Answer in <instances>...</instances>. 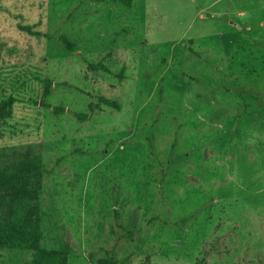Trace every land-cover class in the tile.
I'll return each mask as SVG.
<instances>
[{
  "label": "rangeland",
  "instance_id": "obj_1",
  "mask_svg": "<svg viewBox=\"0 0 264 264\" xmlns=\"http://www.w3.org/2000/svg\"><path fill=\"white\" fill-rule=\"evenodd\" d=\"M130 4L0 0V98H16L0 163L44 156L40 247L69 246L70 264H264V0Z\"/></svg>",
  "mask_w": 264,
  "mask_h": 264
},
{
  "label": "trees",
  "instance_id": "obj_2",
  "mask_svg": "<svg viewBox=\"0 0 264 264\" xmlns=\"http://www.w3.org/2000/svg\"><path fill=\"white\" fill-rule=\"evenodd\" d=\"M133 0H126L131 5ZM64 43L71 52L78 51V47L63 37ZM93 70L108 68L102 63L91 64ZM124 79V74L118 75ZM43 91L41 99L51 94L53 81L41 79ZM14 96L0 98V128L12 118ZM100 102L114 109H121V104L113 99L100 97ZM40 105L39 100H34ZM90 108L94 107L90 105ZM56 114L65 112L64 107L54 108ZM80 121L88 119L87 114L78 113ZM45 173L44 156L38 152H28L25 156L0 163V249L23 250L31 252L28 264H70L71 249L64 246L57 249L41 248L43 179ZM97 264H131L130 256L119 258L112 253L98 259ZM196 264H206L203 259Z\"/></svg>",
  "mask_w": 264,
  "mask_h": 264
},
{
  "label": "water",
  "instance_id": "obj_3",
  "mask_svg": "<svg viewBox=\"0 0 264 264\" xmlns=\"http://www.w3.org/2000/svg\"><path fill=\"white\" fill-rule=\"evenodd\" d=\"M42 104V101H40V105Z\"/></svg>",
  "mask_w": 264,
  "mask_h": 264
}]
</instances>
